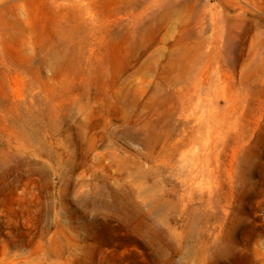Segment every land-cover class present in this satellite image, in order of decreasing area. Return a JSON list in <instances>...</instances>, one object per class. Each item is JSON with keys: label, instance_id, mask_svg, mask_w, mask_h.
<instances>
[{"label": "rangeland", "instance_id": "rangeland-1", "mask_svg": "<svg viewBox=\"0 0 264 264\" xmlns=\"http://www.w3.org/2000/svg\"><path fill=\"white\" fill-rule=\"evenodd\" d=\"M0 264H264V0H0Z\"/></svg>", "mask_w": 264, "mask_h": 264}]
</instances>
